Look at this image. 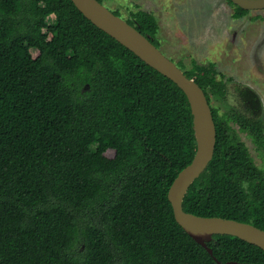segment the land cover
<instances>
[{
    "label": "trees",
    "instance_id": "16d2710c",
    "mask_svg": "<svg viewBox=\"0 0 264 264\" xmlns=\"http://www.w3.org/2000/svg\"><path fill=\"white\" fill-rule=\"evenodd\" d=\"M227 2L233 19L249 13ZM129 16L160 48L156 18ZM176 65L204 92L216 131L182 209L264 231L259 98L235 86L237 106L221 113L211 101L227 100L232 79L212 62ZM195 151L183 92L71 0H0V264H264V251L228 235L212 237L210 256L175 222L168 190Z\"/></svg>",
    "mask_w": 264,
    "mask_h": 264
},
{
    "label": "rangeland",
    "instance_id": "374dc122",
    "mask_svg": "<svg viewBox=\"0 0 264 264\" xmlns=\"http://www.w3.org/2000/svg\"><path fill=\"white\" fill-rule=\"evenodd\" d=\"M103 5L118 11L127 20L131 11L151 13L157 20L156 39L160 52L185 69L191 62L216 65L219 73L230 77L227 100L212 99L223 113L237 106L235 86H246L259 98L264 127V10L250 11L233 19L234 8L227 0H106ZM255 164H262L253 144L239 135Z\"/></svg>",
    "mask_w": 264,
    "mask_h": 264
},
{
    "label": "water",
    "instance_id": "95a60500",
    "mask_svg": "<svg viewBox=\"0 0 264 264\" xmlns=\"http://www.w3.org/2000/svg\"><path fill=\"white\" fill-rule=\"evenodd\" d=\"M71 2L96 28L175 84L188 101L193 118L196 151L191 163L178 173L167 195L177 225L210 256H212V250L207 247V243L211 242L214 235L236 237L264 251L263 230L230 219L195 216L182 209L187 190L204 172L214 155L215 125L202 89L192 79H188L175 63L160 52L159 48H156L125 20L109 11L103 3L97 0H71ZM230 2L248 12L264 10V0H230ZM216 263L221 264L218 261Z\"/></svg>",
    "mask_w": 264,
    "mask_h": 264
}]
</instances>
